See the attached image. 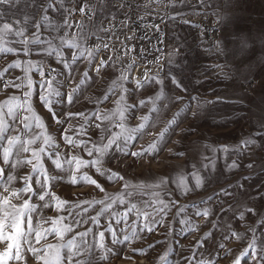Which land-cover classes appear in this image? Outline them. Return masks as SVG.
<instances>
[{"label":"rangeland","instance_id":"rangeland-1","mask_svg":"<svg viewBox=\"0 0 264 264\" xmlns=\"http://www.w3.org/2000/svg\"><path fill=\"white\" fill-rule=\"evenodd\" d=\"M46 3L47 0H22L18 6L4 9L5 20L22 19L28 15L39 21L45 13L36 5ZM81 3L87 6L86 10H90L87 15L82 16L77 11ZM63 5L61 8L57 0L55 9H49L46 13L51 18V27L42 25L37 30L44 41L43 45L30 43L33 51L27 56L22 53L0 54V71L4 72L3 79H0V101L8 96H17L21 101L25 99L23 93L27 91L26 88H9L7 85L11 81L20 83L25 79L26 61H31L37 67L43 66L45 77L49 69L54 70L56 79L53 87L61 93V97H55L56 100L76 87L87 71L91 79L80 86L73 96V103L53 105L58 114L71 112L88 115L98 111L101 116L108 117L104 120L92 117L84 136L75 135V130L83 123L78 115L71 118L65 115V124L56 125L39 102L38 86L33 85V110L44 121L47 134L60 145L62 163L65 157L70 160L76 154L91 159L83 145L69 151L70 146L63 143L62 129L68 123L73 125L68 135L88 141V147L93 142L98 145L106 143L115 134H119L118 143L121 145L128 135H133L135 139L129 145L127 155L116 151L113 145L104 157V167L124 176L123 181H108L95 174L94 169L89 172L98 179L105 192L92 185L71 183L74 165L65 164L63 170L55 169L50 161L44 159L42 163L48 171L51 190L68 204L63 206V211L57 212L55 207H40L44 202L36 196H32L31 202L37 204V211L43 216L55 218L84 212V219L87 220L88 216L97 215L102 206L82 204L81 208L71 213L67 211L68 207L85 200L102 199L106 194L113 197L122 195L123 202L117 200L110 209V213H128L126 222L122 220L116 225L113 220L122 243L113 244L111 234L105 233L104 243L116 255H110L109 260L101 264H160L159 257L165 253L168 264H186L192 251H197L198 259L230 264L232 258L246 246L251 236L249 228L255 227L258 234L264 232V136L258 135L264 131V0H63ZM65 9L73 11L68 13ZM65 17L72 25L70 29L64 26ZM78 25H83L82 29ZM150 27H157L158 32H145ZM32 31L30 27L27 28V33ZM61 36H76L82 49H97L95 59L89 63L81 58L70 68H65L55 55L48 56L44 52L49 48L47 41H52L53 47L62 51L65 60L70 61L76 50L60 49ZM7 39L11 41L15 38ZM105 44L107 48L103 47ZM3 46L21 47L11 42ZM100 59L106 60L108 67L97 75L93 69ZM16 60L21 61V67L9 68L8 65ZM129 64L132 65L130 69ZM120 69L129 72L128 81L124 82V87L129 89L125 93L128 104L160 95V99L155 101L156 111H149L151 104L126 111L123 129L117 126L119 121L113 116V111L117 109L114 101L120 95L118 88L114 96L110 94L108 100L96 103L109 91ZM145 71L149 76L158 72L163 85L145 84L136 89L133 78L143 79L142 73ZM27 75L34 82L41 79L35 69H29ZM173 77L180 82L181 88L171 83ZM141 116H147L148 120L141 121ZM174 117L176 123L165 133L155 151L139 158L131 156L132 151H138L157 140L159 132L168 127ZM58 118L61 117L58 115ZM141 123L145 127L139 132H132ZM95 124H100V127H95ZM244 139H254L256 144L247 150L235 151ZM221 146H228L229 152L213 153L211 150ZM233 161L239 167L230 168ZM204 164L210 168L204 169ZM30 168L17 167L13 169V174L19 178L27 175ZM197 169L205 177L203 186L182 195L173 179L188 176L191 186L189 174ZM81 171L89 170L84 168ZM53 175H62L64 179L53 181ZM76 175L79 177V173ZM35 179L33 176V181ZM40 179L43 181V177ZM125 183L131 187L125 189ZM22 184L19 179L13 182L14 187ZM33 187L38 189L39 185L33 184ZM161 200L168 207L165 208ZM173 201L174 205L171 203ZM133 204L136 209L129 211ZM248 208L254 211L249 213L246 211ZM205 209L208 216L197 215V212L202 213ZM241 212H244L243 219H240ZM33 218L35 226L42 217L33 213ZM76 219L80 217L76 216ZM107 222L108 219L101 216L100 223L104 225ZM145 222H150L154 231L141 232ZM64 223L69 224L71 220ZM133 225L139 238L129 244L123 238L125 234L132 235ZM89 227L95 232L96 226L91 221L79 225L75 231H85ZM100 230L103 231V228ZM233 231L240 235L239 240L226 238ZM209 232L212 235L205 239L204 234ZM73 234L66 233L65 239ZM86 239L93 243V236ZM197 241H203V246L200 247ZM150 244L154 247H149ZM222 244L225 249L220 247ZM141 247L144 255L131 251L132 248ZM100 254V250H96L95 255ZM127 256L132 258L125 259ZM245 264L254 262L248 260Z\"/></svg>","mask_w":264,"mask_h":264},{"label":"snow or ice","instance_id":"snow-or-ice-1","mask_svg":"<svg viewBox=\"0 0 264 264\" xmlns=\"http://www.w3.org/2000/svg\"><path fill=\"white\" fill-rule=\"evenodd\" d=\"M22 0H0V54L8 53H22L27 56L33 51L29 47V44L33 45H43L44 41L41 39L40 34L37 30L41 29L42 25L51 27V18L48 13L49 9H55L57 0H47L46 4H38L37 7L42 8L45 15L40 16L39 21H36L33 17L25 15L22 19H8L5 20V8L11 9L19 4ZM60 7L63 8V0H59ZM87 6L81 3L79 9L77 10L82 16L87 15ZM66 12L71 13L73 9H65ZM38 14V13H37ZM24 26H20V25ZM64 26L66 28H71L72 25L67 17L64 19ZM33 29L32 32L27 33V28ZM82 29L83 25H78ZM107 31V29H105ZM27 33V34H26ZM13 37L15 39L9 41L7 38ZM60 45L59 48L75 49L76 51L72 53L71 60H65L63 52L58 50V48L53 47L52 41H47L49 48L44 49V52L48 56L55 55L58 58V62L63 64L65 68H70L72 64H75L81 58L87 59L89 63L94 57V53L97 49H82L81 44L78 42L76 36L71 37H59ZM17 43L21 47L10 48L3 46L6 43ZM107 48L108 45H103ZM25 63V79L20 83L11 81L8 83L9 88H26L27 91L23 93L25 99L20 100L17 96H8L7 99L0 101V264H101L102 261H108L110 255H116L111 247H106L105 233L111 234L112 243L120 244L122 241L117 235L116 228L113 226V220L115 224L119 225L121 221H127L128 213H110V209L113 204L120 200L123 202L122 195L119 197H113L110 195H105L104 198L94 201H83L71 204L67 211L71 213L76 208H81L82 204H88L89 206L93 204L101 205L102 207L98 209V214L95 216H88L87 220L84 219V212H77L75 216H43L42 213L37 211V204L31 202L32 196H36L39 201L44 203L40 205L42 208H52L55 207L57 212L63 211V206L68 204V201L61 200L60 197L55 195V192L51 190L49 186V175L48 171L44 168L42 161L44 159L51 162V165L55 166V169H64L65 164L73 166L75 168V173L71 174V183H81L95 186L100 192H105V188L102 187L101 183L97 178H93L90 175L94 169L95 174L99 177H105L108 181L119 182L124 180V176H121L116 171H112L109 168L104 167V157L115 145V150L127 155L129 152V145L133 142L135 137L133 135H128L124 137V143L121 145L118 143L120 138L119 134L112 135L106 143L101 142L99 145L95 142L92 143L91 147H88V141L82 139H74L72 135H68L70 131L73 130V125L71 123L67 124L66 128L62 129V140L65 145H69L71 151L72 149L79 148L81 145L84 146V151H86L87 156L91 159H84L79 154L73 155L71 159L65 157L64 162L61 161L60 145L57 140L47 134V129L45 128L44 121L40 116L36 115L33 110L31 99L33 95V85L34 83L39 88L38 98L40 104L47 109L50 113V119L55 122L56 125L63 126L65 120L63 117L66 115L71 118L78 115L83 120L79 128L75 130L76 136L86 135V127L88 126V121L92 117L97 120L107 119V116H101L100 113L92 112L88 115L84 113H60L58 114L53 105L59 103H73V96L79 90L81 85H84L86 80L91 79L87 71H85L76 87H72L71 90L60 100H56L55 97H61L60 91L53 87V81L56 76L53 75L54 70L49 69L48 75L45 77L44 67H37L31 61H26ZM135 63V60H133ZM9 68H20L21 61L16 60L15 62L8 65ZM108 67V63L104 59H100L95 67L94 71L97 75H100L101 70ZM132 67L131 64L128 65V69ZM29 69H35L36 72L41 77L38 81H33L31 76L27 75ZM6 71V69L4 70ZM120 74L116 77L109 91L105 93L103 97L96 101V103H102L104 100H108L109 95H115L116 89H119L120 95L114 102L117 105V109L113 111V116H116L119 123L118 127L124 128V121L126 119L125 112L134 108H143L149 104L152 107L149 111H156L155 101L160 99V95L155 98L140 99L138 103L128 104L125 98V93L129 92L128 88L124 87V82L128 81L129 72L127 69H120ZM3 71H0V79H3ZM58 75V73H57ZM71 75V73H69ZM143 79L133 78L132 83L135 85L136 89L144 87L145 84H159L163 85V80L159 78V73L156 75L149 76L147 71L142 73ZM177 88H181L182 85L174 77L171 80ZM163 90L161 89V92ZM177 99H181L177 97ZM196 99V98H193ZM218 99H222L219 98ZM123 104V106H122ZM195 114V113H194ZM58 115L61 118H58ZM141 121H147V116H141ZM176 123V118L174 117L169 121L168 127H165L158 134V139L148 144L146 147H141L138 151H132V157H142L145 153L151 154L157 149V144L160 140H163L165 133L168 132L169 128ZM95 127L99 128L100 124H95ZM145 127L144 123H141L138 128L133 129L132 132H139L140 129ZM264 127V125H262ZM35 129H39L37 132ZM258 135L264 136V131L258 133ZM256 144L254 139H244L237 146L235 151L239 152L241 150H247L250 146ZM213 153L220 151L222 153H228V146H221L219 149L212 148ZM95 154V155H94ZM183 155V153H179ZM208 159V157H205ZM28 167L31 166L30 171L27 175H22L19 178L13 174V169L17 167ZM230 168H237L239 165L236 161H233ZM249 168L252 167L251 164L248 165ZM87 168L88 172L81 171ZM204 169H209L208 164L203 165ZM76 173H79L77 177ZM192 184L189 186L188 176H179L173 179V183L180 190L181 194H186L192 192L195 189H199L204 184L205 177H202L200 169L191 172L190 174ZM33 176L36 177L33 181ZM40 177H43L41 181ZM17 179L23 182L22 186L14 187L13 182ZM53 181L63 180L62 175H53L51 177ZM161 183H167V181H161ZM33 184L39 185L36 189ZM159 185H153V187H158ZM131 187L128 183L124 184V188L127 189ZM227 194V193H225ZM46 197L48 199H46ZM160 203L166 208L168 204L164 201ZM173 205L175 202H171ZM132 209H136V205L131 206ZM183 211V209H180ZM86 211V210H85ZM247 212L251 213L254 210L248 208ZM33 213L42 218L37 220L35 226L33 224ZM208 210L205 209L204 212H197V215L202 217L208 216ZM79 216L80 219H76ZM101 216H105L108 219L107 224L102 225L100 223ZM244 218V212L240 213V219ZM147 219V218H145ZM65 220H71V223L65 224ZM91 221L92 224L96 226L95 232L91 227L87 228L85 231L76 232L75 228L81 224L88 223ZM264 223V222H262ZM47 225V226H46ZM103 228V231L100 229ZM133 225L132 235H124L123 241L130 242L133 239H138L139 236L134 230ZM147 230L148 232L154 231L151 227L150 222L143 223L141 227V232ZM195 231V228L191 229ZM251 236L248 237V242L245 247L239 252L238 255L232 258L231 264H242V261L247 262L251 260L254 264H264V232L258 234L255 227L248 229ZM68 232H73L74 234L71 238L65 239V234ZM93 236V243H89L86 239L89 236ZM205 239L210 237L212 234L205 233ZM49 237H52L49 240ZM227 239H237L239 240L240 235L233 231L230 236H226ZM44 241L43 243H41ZM197 244L202 247L203 241H197ZM39 245V246H37ZM149 247H154L150 244ZM222 249H225V245H220ZM96 250H100L101 254L99 256L95 255ZM132 252L144 255V249L132 248ZM227 251V250H226ZM231 255L230 252L227 253ZM131 256L125 257V259H131ZM160 264H168L167 253L159 257ZM186 264H216L212 260H202L198 259L197 251H192L191 256L186 260Z\"/></svg>","mask_w":264,"mask_h":264},{"label":"bare ground","instance_id":"bare-ground-1","mask_svg":"<svg viewBox=\"0 0 264 264\" xmlns=\"http://www.w3.org/2000/svg\"><path fill=\"white\" fill-rule=\"evenodd\" d=\"M145 32H147V33H157L158 32V28L157 27H150V28H148V29H145ZM138 76V75H137ZM141 76V75H140ZM142 77V76H141ZM140 77V78H141ZM137 78V77H136ZM231 264V263H230ZM242 264H245V261H242Z\"/></svg>","mask_w":264,"mask_h":264}]
</instances>
